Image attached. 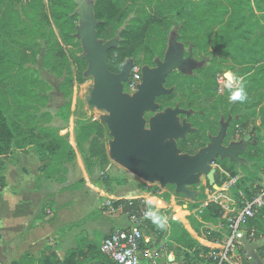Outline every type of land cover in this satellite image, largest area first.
Instances as JSON below:
<instances>
[{
  "label": "rangeland",
  "instance_id": "374dc122",
  "mask_svg": "<svg viewBox=\"0 0 264 264\" xmlns=\"http://www.w3.org/2000/svg\"><path fill=\"white\" fill-rule=\"evenodd\" d=\"M96 1L7 3L8 29L0 42L4 58L0 68V108L16 130L12 156L36 153L53 179L71 182L70 187L86 195L87 216L80 230L71 229V245L77 242L76 235L82 229L86 242L89 237L101 246L110 227L101 226L93 211L99 207L115 209L114 203L122 200L134 207V199H144L138 212L146 210L149 203L156 210L166 209L163 217L167 220L174 219L176 213L185 218L180 208L187 210L195 203L204 207L213 203L223 216H233L242 201L240 193L245 195L244 188L258 187L264 181V0H115L125 14L123 24L120 28L108 26L106 38L99 39L103 45L118 47L123 30L135 27L141 20L163 21L151 26L144 47L125 64L133 65L130 72L139 67L143 74L144 69L154 71L168 61L174 62L164 84L168 94L159 97L154 111L145 113V128L150 130L151 121L167 111L180 110L177 120L182 126L188 124L190 131L185 138L170 141L178 153L184 141H191L188 155L195 156L210 148L215 139H220L222 147L237 150L235 159L217 156L214 161L220 189L211 190L207 177L201 174L199 182L188 187L191 196L178 193L176 185L162 187L145 182L112 159L106 170L98 167L89 171L85 165L84 178L71 145H75L80 126L102 123L107 128L104 118L108 116L106 111L90 107L95 77L86 71L82 82L77 78L78 59L86 56L81 31L92 27L84 20L94 18ZM221 78L223 85L219 84ZM201 83H207L206 93ZM214 83L217 93L213 91ZM238 87L245 89L247 99L229 101V92ZM92 131L93 127L85 132ZM111 140L108 131V151ZM49 145L56 150L50 155L45 148ZM99 190L112 197L99 196ZM60 203L59 197L53 200L49 219L57 218ZM137 211L126 214L129 224L132 215H139ZM222 221L221 225H227L225 219ZM221 229L226 235V226ZM81 238L82 234L79 244ZM146 238L150 240V250L159 253L158 264H168L174 248L169 247L165 234L157 232ZM209 248L211 252L200 257L203 261L208 262L215 249ZM175 258L174 264H183L181 257L175 254ZM242 259L246 261L244 256ZM101 261L108 264L102 257Z\"/></svg>",
  "mask_w": 264,
  "mask_h": 264
},
{
  "label": "water",
  "instance_id": "95a60500",
  "mask_svg": "<svg viewBox=\"0 0 264 264\" xmlns=\"http://www.w3.org/2000/svg\"><path fill=\"white\" fill-rule=\"evenodd\" d=\"M92 25L81 31L82 44L86 52L84 60L88 63V74L95 77V88L89 99L90 107L104 110V118L112 140L109 143V157L145 182L158 183L162 187L176 185L177 192L191 196L188 187L199 182L204 174L215 190L216 172L213 164L217 156L235 159L234 147L221 146L215 139L210 148L195 156L178 153L170 141L185 138L190 126L179 124L180 110H170L153 119L147 130L145 113L156 109L157 97L168 94L164 84L174 62L168 61L158 70L144 69V80L137 93L124 92V83L128 81L133 65H124L120 74H113L108 63V52L113 46L103 45L97 35V26L101 23L94 18L84 20ZM243 256L249 264H264L259 255L263 242L252 244L243 237Z\"/></svg>",
  "mask_w": 264,
  "mask_h": 264
},
{
  "label": "trees",
  "instance_id": "16d2710c",
  "mask_svg": "<svg viewBox=\"0 0 264 264\" xmlns=\"http://www.w3.org/2000/svg\"><path fill=\"white\" fill-rule=\"evenodd\" d=\"M6 0H0V42L4 39L6 35V31L8 26L6 24V19L8 16L9 5ZM94 15L96 20L101 23L97 26V35L99 39L106 38V28L112 24L116 25L120 28L125 19V14L120 9L118 3L115 0H97L94 6ZM161 25L163 21L160 19L155 20H141L138 25L135 27H131L125 29L121 32V39L118 47L112 48L108 52V63L110 71L113 74H120L123 70L124 65L130 59H134L137 53L144 47V44L147 39V35L150 31L152 25ZM4 63V58L0 54V68ZM78 72L77 78L79 82L84 80V73L88 69V63L86 60L79 58L78 59ZM203 85L205 93L207 83H201ZM215 84V83H214ZM217 85L215 84L214 92L217 93ZM231 94V91L229 92ZM169 99L172 97H168ZM59 117H62V113L58 114ZM64 119V118H63ZM92 133H86L87 128H92ZM76 134V133H75ZM107 137L108 131L104 124L102 123H94L91 125L83 124L77 130L76 142L80 153L83 155L85 165L89 171L94 170L95 168H100L101 170H106L110 165V157L109 151L107 149ZM17 142V134L15 128L9 123L8 118L6 117L2 108H0V188L4 187L5 179L3 175L5 162L9 160L15 150V144ZM85 145H88V151L85 150ZM47 150V154H53L56 150L53 145H49L45 147ZM179 149L182 154H191V146L188 145L187 142H183L179 145ZM75 155V154H74ZM234 175V173H233ZM211 190H213V186L209 184L208 186ZM261 190V187H250L244 188L245 195L250 199L253 197V194L257 191ZM156 191V190H155ZM144 192L148 195H155L154 192H148L144 190ZM144 199H135L132 201L134 207H130V203L126 200L118 201L114 203L116 208L122 207L123 212L125 214H131V210L138 208H142L141 205ZM139 206V207H138ZM145 213L148 211L156 212L159 216L163 217L164 213H167L166 209L156 208L149 203H147ZM138 207V208H137ZM186 215L185 218H181L177 215H174V219L170 218L167 220V224L164 228H159L155 223H153L152 219L148 218L146 215H141V211H137L140 218V228L142 231H145V237H152L154 233H164L167 237V242L171 249L174 248V252L177 257H181L185 264H217L213 258H210L208 262L203 261L200 257L201 255H207L211 252L209 247L201 246L197 242L210 245L209 243L201 240L200 238L212 242L218 243L222 242L225 233V229H216L213 225H219V220L223 217V211L219 209L215 204H209L204 207L201 203H195L190 205L187 209L191 212V217L189 218V223L195 233L198 235V238L193 230L191 229L187 217L188 212L184 211L180 208ZM136 213V212H135ZM133 214V213H132ZM186 227L184 229L180 226L179 220ZM177 220V221H176ZM101 226L110 227L109 234L106 238L110 237L113 233H115L118 229L116 224L110 221H102L99 220ZM224 224L225 221H222ZM226 225H224L225 227ZM246 230L248 233H251L252 230L255 231L256 239L264 241V208L261 212L254 218L250 219L246 225ZM189 232V233H188ZM193 237L194 241L190 235ZM142 250L152 248L149 242L142 241ZM185 249V250H183ZM184 251V252H183ZM192 251V252H190ZM46 253H48L46 255ZM182 254V255H181ZM259 255L264 261V245L259 250ZM85 256L86 258H90L91 261H96L98 264H104L101 261V257L105 259L108 264H112L106 257H104L100 253V246L97 243L90 242L86 246V251L83 250H73L67 255V258L64 262H61L55 251L47 247L41 253V258L38 261V264H80L77 262L79 257ZM24 258V257H23ZM243 255L237 254L232 256V260L237 262L238 264H249L246 261H243ZM21 264V263H18ZM84 264V263H82Z\"/></svg>",
  "mask_w": 264,
  "mask_h": 264
},
{
  "label": "crops",
  "instance_id": "0c3cea01",
  "mask_svg": "<svg viewBox=\"0 0 264 264\" xmlns=\"http://www.w3.org/2000/svg\"><path fill=\"white\" fill-rule=\"evenodd\" d=\"M61 123L63 122L61 121ZM60 134V136L63 135L61 132ZM74 140L75 145L71 146L75 150L80 169L84 174V178H86L85 162L83 163L80 151L75 148V146L78 147L76 136ZM3 175L5 185L0 188V264H38L41 253L47 247L55 251L61 262H64L67 255L73 250L86 251V246L91 240H88L89 237H87V242L85 241L84 235L86 233L82 229L81 233L79 232L76 235L78 243L71 245L73 231L80 230V225H83V219L87 216L85 214L86 195L82 191H75L76 187H70L73 183L64 179L60 181L53 179L45 170L44 164L41 163L36 153L22 154V157L11 156L5 162ZM261 175L264 180V174ZM89 185L94 187L91 183ZM263 186L264 181L259 183V187ZM99 192L101 194L99 196L112 197L100 190ZM219 196L221 197V195ZM56 197H59L61 202L60 212L57 218L51 217L49 219L48 215L53 209V200ZM184 211L188 212L189 217L190 212ZM93 212L96 213L94 216L98 220L113 222L119 230L128 228L131 225L122 207L115 209L109 207L101 209L99 207ZM188 217L187 221L189 223ZM226 218L228 216H223L219 220V225L213 226L216 229L223 228L224 225H221L220 222L223 219L226 220ZM72 228H74L73 231ZM82 228L84 229V227ZM191 229L193 230L192 227ZM193 232L198 237L194 230ZM80 234H82V238L79 244ZM190 237L193 239L191 235ZM200 239L209 243L210 245L206 246L212 248L216 244ZM77 262L80 264H98L85 256L79 257Z\"/></svg>",
  "mask_w": 264,
  "mask_h": 264
},
{
  "label": "built area",
  "instance_id": "2783aa9c",
  "mask_svg": "<svg viewBox=\"0 0 264 264\" xmlns=\"http://www.w3.org/2000/svg\"><path fill=\"white\" fill-rule=\"evenodd\" d=\"M6 1H20L21 5L29 3V0ZM126 83V89L124 90L126 94L133 95L137 93L139 86L142 84V72L139 67L132 69L130 81ZM219 84H224L223 78L219 80ZM240 195L242 197L240 208L233 216L226 218V235L222 242L217 243L219 247L215 248L210 254V257L217 261V264H238L232 260V256L242 253L241 240L243 237H246L247 241L252 244L264 243V241L256 239L254 230L251 233L246 230L248 221L256 217L264 208V186L261 187V190L255 192L250 199L243 193H240ZM141 215H145L144 210L141 211ZM131 217L132 223L128 228L116 231L102 242L100 253L112 264H158L159 253L152 252L150 249L142 250V241L149 242L150 240L145 237L139 226L140 218L137 215ZM174 253V251L171 252L169 256L171 258L175 257ZM171 258L168 264H174L176 258H173V260Z\"/></svg>",
  "mask_w": 264,
  "mask_h": 264
},
{
  "label": "clouds",
  "instance_id": "9594fccd",
  "mask_svg": "<svg viewBox=\"0 0 264 264\" xmlns=\"http://www.w3.org/2000/svg\"><path fill=\"white\" fill-rule=\"evenodd\" d=\"M229 87H231V84H229ZM228 99L231 102H235V101L244 102L247 99V93L243 87H238L231 92ZM145 215L148 218L152 219L153 223H155L159 228H164L167 224V218L159 216L156 212L148 211L145 213Z\"/></svg>",
  "mask_w": 264,
  "mask_h": 264
},
{
  "label": "flooded vegetation",
  "instance_id": "af4514ba",
  "mask_svg": "<svg viewBox=\"0 0 264 264\" xmlns=\"http://www.w3.org/2000/svg\"><path fill=\"white\" fill-rule=\"evenodd\" d=\"M130 76H131V72L129 74L128 81H130ZM143 80H144V74H142V83H143ZM126 84L127 83H124V90L126 89ZM158 100H159V97L156 98L155 103H157ZM237 127H239V125H237ZM184 142H187V141H184ZM188 145L191 146V141H188Z\"/></svg>",
  "mask_w": 264,
  "mask_h": 264
},
{
  "label": "bare ground",
  "instance_id": "6f19581e",
  "mask_svg": "<svg viewBox=\"0 0 264 264\" xmlns=\"http://www.w3.org/2000/svg\"><path fill=\"white\" fill-rule=\"evenodd\" d=\"M213 246H214L213 248H218L219 247L217 244H214Z\"/></svg>",
  "mask_w": 264,
  "mask_h": 264
}]
</instances>
